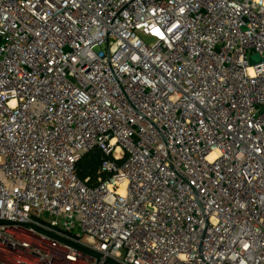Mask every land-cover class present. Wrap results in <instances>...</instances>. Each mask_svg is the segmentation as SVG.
I'll return each instance as SVG.
<instances>
[{
	"label": "built area",
	"instance_id": "obj_1",
	"mask_svg": "<svg viewBox=\"0 0 264 264\" xmlns=\"http://www.w3.org/2000/svg\"><path fill=\"white\" fill-rule=\"evenodd\" d=\"M118 263L264 264V0H0V264Z\"/></svg>",
	"mask_w": 264,
	"mask_h": 264
},
{
	"label": "trees",
	"instance_id": "obj_2",
	"mask_svg": "<svg viewBox=\"0 0 264 264\" xmlns=\"http://www.w3.org/2000/svg\"><path fill=\"white\" fill-rule=\"evenodd\" d=\"M106 157L98 149H92L83 154L75 166V175L81 181L87 180V185L92 187L97 184L99 177L107 178L109 174L100 172L102 162Z\"/></svg>",
	"mask_w": 264,
	"mask_h": 264
},
{
	"label": "water",
	"instance_id": "obj_3",
	"mask_svg": "<svg viewBox=\"0 0 264 264\" xmlns=\"http://www.w3.org/2000/svg\"><path fill=\"white\" fill-rule=\"evenodd\" d=\"M3 222H8V221H3ZM13 223H19V222H13ZM23 224H30V223H23ZM30 225H33V224H30ZM33 226H35V225H33ZM35 227H37V226H35ZM39 228V227H38ZM40 229H42V228H40ZM42 230H44V229H42ZM46 231V230H45ZM48 232V231H47ZM49 233H51V232H49ZM53 234V233H52ZM55 235V234H54ZM57 236V235H56ZM60 237V236H59ZM62 238V237H61ZM64 239V238H63ZM69 241V240H68ZM71 242V241H70ZM76 244V243H75ZM78 245V244H77ZM80 246V245H79ZM83 247V246H82ZM85 248V247H84ZM87 249V248H86ZM90 250V249H89ZM92 251V250H91ZM94 252V251H93ZM97 253V252H96ZM99 254V253H98ZM101 255V254H100ZM102 256H104V255H102ZM106 257V256H105ZM108 258V257H107ZM110 259V258H109ZM112 260V259H111ZM117 263V262H116ZM119 264V263H118Z\"/></svg>",
	"mask_w": 264,
	"mask_h": 264
},
{
	"label": "rangeland",
	"instance_id": "obj_4",
	"mask_svg": "<svg viewBox=\"0 0 264 264\" xmlns=\"http://www.w3.org/2000/svg\"><path fill=\"white\" fill-rule=\"evenodd\" d=\"M146 41H149L148 39H145Z\"/></svg>",
	"mask_w": 264,
	"mask_h": 264
}]
</instances>
